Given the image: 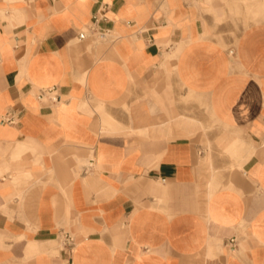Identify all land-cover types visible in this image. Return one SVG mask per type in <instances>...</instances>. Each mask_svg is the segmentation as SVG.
Wrapping results in <instances>:
<instances>
[{"label":"crops","instance_id":"0c3cea01","mask_svg":"<svg viewBox=\"0 0 264 264\" xmlns=\"http://www.w3.org/2000/svg\"><path fill=\"white\" fill-rule=\"evenodd\" d=\"M0 264H264V0H0Z\"/></svg>","mask_w":264,"mask_h":264},{"label":"built area","instance_id":"2783aa9c","mask_svg":"<svg viewBox=\"0 0 264 264\" xmlns=\"http://www.w3.org/2000/svg\"><path fill=\"white\" fill-rule=\"evenodd\" d=\"M85 36H86V33H81L80 35H79V37L82 39V38H85ZM54 89L53 90H51L50 91V93H53L54 94ZM53 99L54 100H57L58 98H57V96L54 94V97H53ZM73 240H74V238L71 236V235H67L65 238H64V243L65 244H72L73 243ZM232 242H234V240H231Z\"/></svg>","mask_w":264,"mask_h":264}]
</instances>
